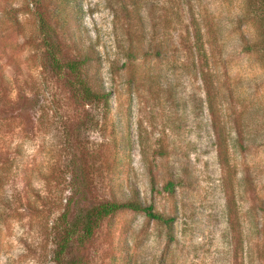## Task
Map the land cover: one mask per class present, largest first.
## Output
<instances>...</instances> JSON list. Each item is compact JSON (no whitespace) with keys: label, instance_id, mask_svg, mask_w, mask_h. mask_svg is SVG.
Wrapping results in <instances>:
<instances>
[{"label":"rangeland","instance_id":"rangeland-1","mask_svg":"<svg viewBox=\"0 0 264 264\" xmlns=\"http://www.w3.org/2000/svg\"><path fill=\"white\" fill-rule=\"evenodd\" d=\"M263 141L264 0H0V264H264Z\"/></svg>","mask_w":264,"mask_h":264},{"label":"trees","instance_id":"trees-1","mask_svg":"<svg viewBox=\"0 0 264 264\" xmlns=\"http://www.w3.org/2000/svg\"><path fill=\"white\" fill-rule=\"evenodd\" d=\"M40 30L42 31V34L45 36L44 38L49 37V34H51V30H49V28L46 27V23L44 19H40ZM241 41L245 45L244 46L245 50L251 49V47H253L254 45V42L250 41V39L243 34L241 35ZM44 45L48 48V56L50 59V64L53 69L61 70L64 68L67 71H70L71 73L72 72L79 73L80 67L84 65L87 66V61L90 59L88 55H84V57L77 62L69 61L66 63H61L57 59L55 52L56 49L55 45L49 43L47 39L44 40ZM74 91L79 96L83 97L86 101L103 99V98L106 101L107 98V94L103 92L104 90L102 91V89L99 87L96 88L91 87L90 85L87 84V82H85V80H82L81 83H78V85H74ZM213 98H215V96ZM208 108L210 113L214 116L213 107L211 103L208 104ZM240 144L242 148H245V146L243 145V138L241 139ZM163 189L164 191H172L173 182L171 181L168 182ZM120 210H129V211L144 213L147 217L151 218L152 220L157 222H162L166 226H170L172 223L171 218L165 217L162 214L154 212L151 206H146L141 202L136 192H132L131 196L129 197L124 196V199L122 200L118 201L114 199V201L99 204L97 207L86 211V213L83 215L80 221L78 222L76 221L75 223L65 227L59 236V241L55 252L56 260L58 262H61L71 239L74 238L81 240L90 237L92 235L93 230L98 227L99 223L102 221L103 218L108 217ZM78 224L81 226L80 229L77 228Z\"/></svg>","mask_w":264,"mask_h":264}]
</instances>
